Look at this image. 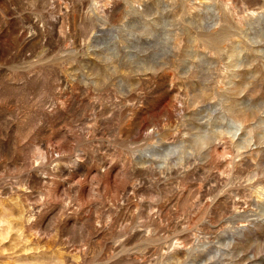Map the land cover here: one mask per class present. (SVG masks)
Returning <instances> with one entry per match:
<instances>
[{
    "label": "rangeland",
    "instance_id": "1",
    "mask_svg": "<svg viewBox=\"0 0 264 264\" xmlns=\"http://www.w3.org/2000/svg\"><path fill=\"white\" fill-rule=\"evenodd\" d=\"M0 264H264V0H0Z\"/></svg>",
    "mask_w": 264,
    "mask_h": 264
}]
</instances>
